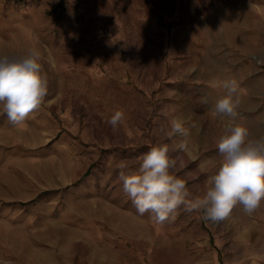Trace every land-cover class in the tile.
<instances>
[{
	"label": "rangeland",
	"instance_id": "374dc122",
	"mask_svg": "<svg viewBox=\"0 0 264 264\" xmlns=\"http://www.w3.org/2000/svg\"><path fill=\"white\" fill-rule=\"evenodd\" d=\"M222 2L0 0V54L39 50L48 79L23 124L0 106V264H264V202L217 223L181 207L161 225L117 180V162L135 171L151 146L173 143L161 126L177 117L187 167L173 174L196 196L218 171L228 118L214 113L208 63L232 43L226 28L245 25L226 20ZM244 102L237 123L264 136V99L255 112ZM116 110L125 116L113 131Z\"/></svg>",
	"mask_w": 264,
	"mask_h": 264
},
{
	"label": "clouds",
	"instance_id": "9594fccd",
	"mask_svg": "<svg viewBox=\"0 0 264 264\" xmlns=\"http://www.w3.org/2000/svg\"><path fill=\"white\" fill-rule=\"evenodd\" d=\"M40 55L35 48L23 55L0 54V106L13 126L23 124L47 95L48 79ZM222 87L226 94L214 105L218 117L228 118L216 144L222 160L202 194L193 196L185 180L173 174L177 167H187L183 154L188 151L189 130L178 117L161 126L164 138L173 141L171 145L151 146L137 158L135 171L124 160L116 163L117 180L140 216L148 213L154 223L163 225L174 221L177 209L183 207L188 213L199 212L202 219L217 223L228 218L237 205L252 215L264 202V136L252 138L248 129L237 123L236 81L226 79ZM163 114L167 116V112ZM124 116L116 110L107 120L108 126L117 131ZM177 136L183 139L176 142Z\"/></svg>",
	"mask_w": 264,
	"mask_h": 264
},
{
	"label": "crops",
	"instance_id": "0c3cea01",
	"mask_svg": "<svg viewBox=\"0 0 264 264\" xmlns=\"http://www.w3.org/2000/svg\"><path fill=\"white\" fill-rule=\"evenodd\" d=\"M222 1L226 20L236 22L237 18L238 24L245 22V25L241 28L234 23L232 27H227L232 43L229 40L228 44L212 49L213 65L208 63L212 73L208 72L207 80L208 84H212V98L219 99L226 94L222 87L224 80H235L239 101H245L244 105L250 103V110L259 111L258 101L264 99V80L261 76L264 65V0ZM251 19L253 26L248 22Z\"/></svg>",
	"mask_w": 264,
	"mask_h": 264
},
{
	"label": "bare ground",
	"instance_id": "6f19581e",
	"mask_svg": "<svg viewBox=\"0 0 264 264\" xmlns=\"http://www.w3.org/2000/svg\"><path fill=\"white\" fill-rule=\"evenodd\" d=\"M253 264H258L257 261L253 262Z\"/></svg>",
	"mask_w": 264,
	"mask_h": 264
}]
</instances>
